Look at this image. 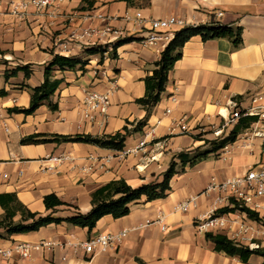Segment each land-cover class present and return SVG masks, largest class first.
Segmentation results:
<instances>
[{
	"label": "crops",
	"instance_id": "0c3cea01",
	"mask_svg": "<svg viewBox=\"0 0 264 264\" xmlns=\"http://www.w3.org/2000/svg\"><path fill=\"white\" fill-rule=\"evenodd\" d=\"M29 1L0 0V90L5 92L0 96V196L13 195L30 212L45 216L50 211L45 209L43 197L54 194L75 209L61 207L53 217L68 218L75 212L88 213L92 193L113 180L122 179L131 188L158 183L172 161L177 163L178 173L169 182L165 198L148 202L142 197L131 203L128 215L118 219L104 216L91 231L62 223L0 239V249H6L15 243L33 245L43 240L79 244L99 234L127 231L118 248L88 255L56 245L50 250H32L28 259L14 254L11 264H264L258 255L242 263L216 252L194 225L216 197L214 192L204 194L211 183L263 162L264 121L238 134L248 137L243 139L249 144L244 148H235V142L219 150L220 157L213 156L217 151L194 165L181 166L177 159L179 153L205 149L204 140L211 139L212 128L228 117L230 102L243 110L264 106V0H50L47 8L30 6L22 16L14 13L13 5ZM217 12L222 14L218 18ZM136 14L143 20L141 25ZM97 15L104 19L89 18ZM171 16L190 26L214 21L239 27L242 45L233 50L227 39L190 38L167 74L159 101L147 113L136 101L144 96V79L152 74L165 46L145 45L142 40L150 20ZM78 25L99 30L109 25L122 31L123 37L106 40L113 44L128 41L118 45L115 56L109 54L105 62L98 53L82 52L74 45L67 51L56 49L59 40ZM54 55L84 62L74 70L51 68L50 78L60 81L51 97L57 110L41 104L31 115L11 112L12 108L29 107L30 90L42 84L45 67ZM22 66L30 67L28 78L23 71L5 78V72ZM101 66L109 79L95 78V69ZM89 87L110 92L105 123L99 119L89 124L82 118L83 90ZM225 112L226 117L222 116ZM138 122L141 131L131 132L121 151L85 143H21L35 134L113 135L125 126L131 131ZM253 128L260 133L258 137L248 133ZM147 129L153 134L146 146L124 154L136 148ZM51 157L60 161L53 162ZM191 196H197L195 206L186 212L175 209ZM3 213L0 206V217ZM238 218L241 224L250 221L241 215ZM250 244L264 248L263 238L257 236L242 243Z\"/></svg>",
	"mask_w": 264,
	"mask_h": 264
},
{
	"label": "trees",
	"instance_id": "16d2710c",
	"mask_svg": "<svg viewBox=\"0 0 264 264\" xmlns=\"http://www.w3.org/2000/svg\"><path fill=\"white\" fill-rule=\"evenodd\" d=\"M87 3L89 0H83ZM200 36L203 41L214 39H227L233 50L238 49L242 45L241 29L235 26L222 25L218 22L211 21L209 24L199 25L196 27H186L174 32V37L167 43L160 58L154 63V69L150 76L144 79L145 94L136 102L141 105L148 113L160 99L161 93L164 91L167 74L172 69L174 63L181 57V49L183 45L192 37ZM128 40L119 41L112 48L111 57L115 56V49L121 43ZM98 50H88L89 53H97ZM82 68L84 62L70 57L54 55L52 61L45 67L44 80L42 84L30 90V104L26 109L12 108L10 111L31 115L41 104H47L49 109L57 110V104L51 101V97L58 88L60 81L52 80L50 72L52 67L59 70H74L76 67ZM18 71H23L26 78L31 74L29 66L17 67L9 74L5 72L7 79L9 76L15 75ZM5 92L0 90V96ZM257 121L256 117L240 118L234 125L231 133L220 142H214V146L209 151L194 155L188 152H182L177 155V159L181 166L204 160L209 154H214L223 149L225 146L235 142L236 137L243 130L248 129L251 124ZM142 123L138 122L130 131L126 126L121 131L113 135L91 136V135H41L35 134L22 139L21 143H85L97 146L103 149L121 151L124 147L126 138L131 132L141 131ZM205 145L209 140H204ZM213 145L212 142H209ZM216 144V145H215ZM197 151V150H196ZM177 163L172 161L167 170L162 175V180L158 183H149L141 185L137 188H131L124 180H113L103 187L97 189L91 195V210L86 214L75 212L72 217L55 218L53 214L59 208H74L72 205L59 200L54 194H48L43 197V204L49 214L42 216L38 213L30 212L21 203H19L13 195L0 196V206L4 213L0 217V239L10 237L16 234H27L36 232L39 229L49 225H59L62 223L71 224L76 227L86 228L91 231L95 228L97 222L104 216H111L118 219L129 214L131 203L140 200L142 197L150 202L166 197L170 190L169 182L177 174ZM231 208H224L221 213H229L239 209L246 216L260 222V218L256 212L247 208H239L234 201L230 202ZM75 209V208H74ZM19 215L20 220L15 221V216ZM205 238L213 243L216 252H222L227 256L236 257L240 262L247 263L252 255L261 256L264 259V248L260 246L256 249H250L248 246L236 243L230 240L226 235L217 233H206ZM139 264H143L138 261Z\"/></svg>",
	"mask_w": 264,
	"mask_h": 264
},
{
	"label": "built area",
	"instance_id": "2783aa9c",
	"mask_svg": "<svg viewBox=\"0 0 264 264\" xmlns=\"http://www.w3.org/2000/svg\"><path fill=\"white\" fill-rule=\"evenodd\" d=\"M50 5V0H30L29 2L15 4L13 5V8L15 14L22 16L30 6L37 10H41L49 7ZM221 15L222 14L220 12H217L215 16L218 18ZM93 17L96 19H104L101 15L89 18ZM68 21H72V19H69ZM136 22L138 25L143 23V20L140 18V14H136ZM148 23L149 28L146 32V36L142 40V43L149 46L157 44L166 46L167 43L174 37V32L171 31L173 27H178L180 29L186 27H196L190 26L184 20L174 16L167 17L165 19H152ZM106 37H111L114 41H116L123 37V32L114 29L109 25L100 30L97 28L78 25L72 27V31L67 38L63 41L59 40L55 48L60 49L61 51H67L69 50L70 45H74L79 47L82 52H87L88 50H98L97 53L105 62L115 45L113 44V41L106 40ZM95 78L102 80L109 79V76L106 70L101 66L95 69ZM172 101H175V99L172 98ZM80 105L81 115L84 122L93 124L100 119L101 123H105L110 105V92H101L96 90L94 87L86 88L83 90ZM230 107L231 111L229 112V116L231 121L234 123L243 117H256L257 121L255 122V125L264 121V106L258 105L243 110L239 108L235 102H230ZM182 129L185 130L184 127H182ZM211 131L214 132L215 136L220 135L222 132L216 128H212ZM152 134V129L145 130L142 133V139L139 141L136 148L127 150L124 154L128 155L144 148L147 144L146 139L152 136ZM259 135L260 133L256 132L254 129L253 136L258 137ZM247 138L248 137L246 136V139ZM248 145L249 144H245V146ZM223 149H225V147ZM50 160L53 162H59L60 158L51 157ZM259 164L258 168H248L239 175L228 177L222 182L211 183L208 186L204 194L214 192L216 197L212 201V204L207 212L195 219L194 225L198 233H221L227 237H231V240L236 243L242 244L244 242H251L254 236H256V231L252 227V224L264 229V163ZM196 199L197 196H191L187 200L179 203L175 209L180 212H186L191 206L196 205ZM232 201L238 204L239 208H247L256 212L261 221H249L247 224H241L239 218L230 219L231 215L236 214L234 212L237 210L239 211V209L229 213H221L222 209L232 207L230 204ZM239 214L246 217L245 213L240 212ZM157 222L160 223L161 218H158ZM235 223L238 224L237 230H235L236 227L232 229V224ZM126 236L127 231H120L118 233L99 234L79 244H57L50 240H43L33 245L22 242L15 243L9 248L0 249V262H2V264H11L10 261L14 254L18 255L21 259H28L32 250H50L56 245H59L60 247L71 246L74 250L80 249L88 255L96 252L105 253L118 248ZM248 247L250 249H256L259 246L257 244H250Z\"/></svg>",
	"mask_w": 264,
	"mask_h": 264
},
{
	"label": "rangeland",
	"instance_id": "374dc122",
	"mask_svg": "<svg viewBox=\"0 0 264 264\" xmlns=\"http://www.w3.org/2000/svg\"><path fill=\"white\" fill-rule=\"evenodd\" d=\"M236 122L235 123L232 122L229 115H228L227 118L221 119V121L218 123V125L216 127V129H219L220 131H222L220 133V135L215 136L214 135V132L211 131L212 136L210 137L211 139L209 141H207L208 143L205 145L206 146L205 149L198 150L197 152L194 153V155H198V154H201L202 152L211 150V148L214 146V142H220V140L226 138L231 133L234 125L236 124ZM254 128H256V127H254ZM254 128L250 132H248V133H250L251 135H253ZM244 133H247V132H244ZM244 138L246 139V137H242V136H237L236 137L235 142H237V143L235 145V148H244L245 147V143L243 142V139ZM209 142H212L213 145H210ZM234 143L229 144V145H233ZM227 146H225V147H227ZM213 156L216 157V158L220 157L221 156V151L218 152L217 154H214ZM262 157H263V162L262 163H264V150L262 152ZM259 165L260 164L256 165L255 168H258ZM234 213H236V214H234V216H232V218H235V219L238 218V215H241V214H239L240 212L238 210L236 212H234ZM245 216H246V214H245ZM245 218L248 219V220H250V221H253V220L249 219L247 216ZM247 223H249V221ZM252 227L256 231V234L255 235L257 237L263 238V240H264V229L261 228V227H259V226H256L255 224H252ZM237 228L238 227H236L235 230H237ZM258 246L261 247L260 244Z\"/></svg>",
	"mask_w": 264,
	"mask_h": 264
},
{
	"label": "bare ground",
	"instance_id": "6f19581e",
	"mask_svg": "<svg viewBox=\"0 0 264 264\" xmlns=\"http://www.w3.org/2000/svg\"><path fill=\"white\" fill-rule=\"evenodd\" d=\"M226 113H227V112H225L222 116L226 117Z\"/></svg>",
	"mask_w": 264,
	"mask_h": 264
}]
</instances>
